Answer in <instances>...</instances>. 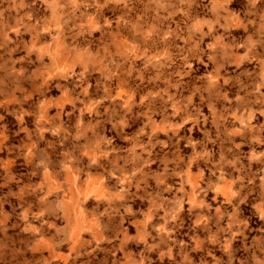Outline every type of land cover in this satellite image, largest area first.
I'll return each mask as SVG.
<instances>
[{
    "label": "rangeland",
    "instance_id": "obj_1",
    "mask_svg": "<svg viewBox=\"0 0 264 264\" xmlns=\"http://www.w3.org/2000/svg\"><path fill=\"white\" fill-rule=\"evenodd\" d=\"M0 264H264V0H0Z\"/></svg>",
    "mask_w": 264,
    "mask_h": 264
},
{
    "label": "bare ground",
    "instance_id": "obj_2",
    "mask_svg": "<svg viewBox=\"0 0 264 264\" xmlns=\"http://www.w3.org/2000/svg\"><path fill=\"white\" fill-rule=\"evenodd\" d=\"M71 208H72V205H70L69 203L67 202L62 203V209L69 215H71V212H70Z\"/></svg>",
    "mask_w": 264,
    "mask_h": 264
}]
</instances>
